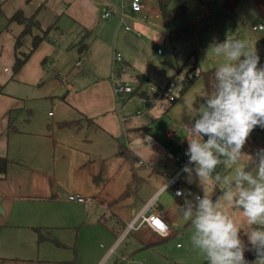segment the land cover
<instances>
[{
    "label": "crops",
    "instance_id": "1",
    "mask_svg": "<svg viewBox=\"0 0 264 264\" xmlns=\"http://www.w3.org/2000/svg\"><path fill=\"white\" fill-rule=\"evenodd\" d=\"M156 1L157 11L152 12L162 17ZM142 2L144 7L137 12L129 4L130 12L147 11L152 0ZM124 3L125 0H0V157L7 159L3 171L0 170V236L7 250L16 242L38 243L37 256L24 258L20 264H27L26 260L36 264L75 262L80 238H84L85 246L83 250L78 248L76 264H106L113 255L115 264H128L123 262L127 255L116 250L132 230L140 229L142 234L136 236L139 246L132 245L135 263L142 262L139 256L150 259L149 248L157 257L162 256L160 250L174 252L180 248L172 230L175 220L169 214L168 200L171 203L172 200L165 199V207L158 197L164 191L181 197L164 188L167 175L176 174L182 191L192 188L193 183L181 180L184 167L167 159L161 148L173 146L172 151L188 148V140L176 139L174 133L170 139L164 136L161 142L149 132L154 121L152 115L141 118H137L138 113L124 115L122 107L126 102L121 106L116 102L111 72L113 65L118 64L112 57L118 51L117 30L124 21L125 14L121 13ZM218 3L222 13L229 17L230 26L239 34L242 31L240 37L251 42V49L260 57L258 67L264 66V28L252 27L257 23L264 25V0H218ZM170 4L171 0L168 8ZM99 8L101 13L110 11L103 24L95 18ZM17 9L26 17L34 13L39 23L32 26L31 33L42 35V39L31 52V33L17 48L14 46L23 25L8 18ZM125 25L124 30L133 31ZM254 31L262 37L251 38ZM133 32L140 35L139 31ZM16 51L29 54L13 73ZM122 60L129 70L130 61L125 57ZM129 73L127 77L132 82ZM139 74L134 75L135 81L139 82ZM52 101L57 111H47ZM83 122L87 129L92 126L94 131L105 134L99 141L109 148V154L103 152V147L92 151L91 140L84 133L78 136ZM257 127L251 133L256 135L259 129L264 135V128ZM122 136L126 141L119 139ZM151 138L156 140L154 144H149ZM249 139L245 146L252 152L264 145V137L260 140L257 137V141ZM145 146L152 150L143 151ZM113 157L118 164L115 170ZM146 159L149 161L146 168L157 171L159 179L145 174ZM140 186L144 198L137 199L133 194ZM69 194H78L83 200L70 199ZM143 211L160 213L169 224V235H158L145 223L125 233L128 221ZM107 212L112 213L110 224ZM99 238L108 241L106 249L95 250L91 246ZM1 253L3 250L0 264L3 258L11 256L9 251L8 256Z\"/></svg>",
    "mask_w": 264,
    "mask_h": 264
},
{
    "label": "rangeland",
    "instance_id": "2",
    "mask_svg": "<svg viewBox=\"0 0 264 264\" xmlns=\"http://www.w3.org/2000/svg\"><path fill=\"white\" fill-rule=\"evenodd\" d=\"M170 5L171 8L178 7L179 5L185 6V11L183 15L166 22L161 16L153 14L157 11L156 0H152L147 11H139L136 14L130 12L129 0H125L124 7L121 11V13L125 14L123 24H127L133 31H139L140 35L136 36L133 31L124 30L123 24L117 30L119 34L117 49L118 51L121 50L123 54L122 58L125 57L131 63L130 69L127 71L130 72L129 74L132 77L130 84L134 89L131 100L126 102L122 107V114H137L139 112L140 114L137 118L152 115L154 121L152 123V129L149 132L161 142L165 140L164 131L168 129L173 130L176 139L186 138L185 140H188V137L190 139L194 138L186 133L187 127L192 126L195 119L198 118L193 114L192 109L203 107L206 98L213 92L212 85L215 69L218 65L225 62V54L217 55L214 50V45L224 42L226 39L240 40L251 49V42L247 41V38L242 39L240 37L241 29L239 34L235 27L230 26L229 17L220 10L218 0H171ZM152 10L155 11L152 12ZM0 15H2L1 12ZM95 16V18L100 19V24L106 22L100 8L96 11ZM139 23H141V26H139ZM240 28L245 30L242 26ZM183 29H185V33L180 35L174 34V32ZM254 32L251 33L252 36L249 33L251 38L258 39L262 37L259 32ZM128 36H130L129 39L127 38ZM186 58H189V61H186ZM139 73L146 76L147 80L142 82L135 81L134 75ZM192 77H195V79L182 92L181 90L186 80ZM168 95H174L175 99L169 101ZM147 101H151L153 104L148 105ZM48 110L51 112L57 111L54 106V101H52V104H48ZM83 124L84 128L79 131L78 136L84 133V137L91 140V146L94 148L92 151L103 147V152L109 154V148L105 147L104 143L99 141L105 134L101 130V133L94 131L92 126L90 129H87L86 122H83ZM72 128L75 129L76 127L74 126ZM128 131L130 130L128 129ZM249 135L250 137L248 138H250V141L253 139L257 141V137L259 140L264 137L259 129L256 135L253 133ZM119 139L126 141L125 136ZM168 147L170 149L173 146ZM246 147L245 145L243 146L244 149ZM260 149H264L263 144ZM147 150L152 149L145 146L143 151ZM257 151V148L254 151L255 153L252 150H244L236 163H232L227 157H221L223 162L216 167L210 178L201 179L193 174L191 178V183H193L192 188H183L184 195L181 197L173 196L169 191H164L159 195V202H162L165 207V199L172 200V203L168 200V203L170 202L169 214L175 220L172 230L175 231V241L178 242L180 248H175L174 252L168 249L158 251L159 256L160 253L162 254L160 256L161 258L152 252V248H149L148 251L150 253L148 254V258L150 259H144L143 256H139V260L142 262L135 263L131 256L132 245L139 246L136 236L138 237L140 232L142 234V231L141 229L138 231L132 230L119 243L116 250L117 252L122 250L127 255V258L125 257L126 260L123 262H128V264H208L206 255L195 247L192 242V235L195 232L194 224L191 221H185L178 212V207L182 206L186 200L193 201L195 194L201 197L207 195L214 203H218L221 206L220 210L230 215L234 222L244 229L240 230V237L245 245L250 247L248 245L247 235L244 232L247 231V219L244 216L243 209L231 206L225 199V193L229 190L233 192L237 191L234 181L239 170L242 169L249 172L253 177L256 176L258 171V160L255 159ZM249 154L251 155L250 157H248ZM245 157L247 158L246 162H243ZM144 161L145 166L143 168L146 171L145 174L151 173L152 178L159 179L161 176L157 171L146 168L149 167L148 159ZM112 164L113 170H115L118 167L115 157H113ZM189 167L194 168L195 165L192 164ZM216 173H219L222 177V181L219 184L214 183L213 180ZM224 177H227L228 184L223 183ZM181 180L188 182L187 173L184 171L182 172ZM243 183L245 187H248L247 182ZM229 185H231L230 189ZM142 189L143 187L138 188L133 194L137 199L144 198V190L142 191ZM82 194L89 196L87 192H82ZM110 214L112 213L107 212L105 214L108 224L113 222ZM165 222L169 225L166 220ZM253 227L264 228L261 225H254ZM107 243L108 241L99 238L91 246L95 250H104L107 248ZM37 245L38 243L29 244L21 241L9 245V249L7 250V246L3 244V236H0V250H3L1 254L8 256V251L11 253V256L2 259L1 264H20L22 260H25L24 258L36 257L38 254L36 249ZM84 246V238H80L77 247L79 250H83ZM78 248H76V255H74L75 262L77 261ZM66 255L68 256V252ZM244 256L247 264H260L257 260V254L254 251L246 250ZM59 257H55V259L57 260ZM114 258L115 255L106 264H115L113 262ZM26 262L27 264H36V262L31 260H26ZM40 264L59 263L52 261Z\"/></svg>",
    "mask_w": 264,
    "mask_h": 264
},
{
    "label": "clouds",
    "instance_id": "3",
    "mask_svg": "<svg viewBox=\"0 0 264 264\" xmlns=\"http://www.w3.org/2000/svg\"><path fill=\"white\" fill-rule=\"evenodd\" d=\"M214 50L217 55L225 54V62L215 69L213 92L203 107L192 109L198 118L188 131L200 139L187 136L188 164L183 171L189 183L193 174L201 179L210 178L223 162L221 157L236 163L251 131L257 126L264 128V66L258 67L260 57L256 50L249 49L243 41L229 39L215 44ZM205 136L207 140L203 139ZM255 159L256 176L239 170L234 181L237 191L225 193L231 206L243 209L247 219L244 232L250 247L241 240L243 228L207 195L186 200L178 207L185 221L194 224L192 242L206 255L208 264H247L246 250L254 251L260 264H264V228L253 227L258 223L264 225V149L257 151ZM192 164L194 168L189 167ZM213 180L219 184L222 177L216 173ZM223 183L228 184L227 177ZM176 195L184 193L178 190Z\"/></svg>",
    "mask_w": 264,
    "mask_h": 264
},
{
    "label": "built area",
    "instance_id": "4",
    "mask_svg": "<svg viewBox=\"0 0 264 264\" xmlns=\"http://www.w3.org/2000/svg\"><path fill=\"white\" fill-rule=\"evenodd\" d=\"M130 7L132 11L137 12L138 10H141L143 6L142 0H131L130 1ZM110 11L107 9L103 12V16L105 18L109 17ZM263 23H257L253 24L252 27L254 30H262ZM125 28H129L128 25H125ZM113 62L118 64L117 66L113 65L112 67V72H111V77L113 80V93L116 98V102L118 105H122L125 102H128L131 100L132 97V91L133 88L130 84L129 77H127V64L122 60V55L120 52L117 50L114 51L113 53ZM174 95H168V99L171 101L174 99ZM138 114H140L138 112ZM192 126H188L186 133L189 134L190 136L191 133L188 131ZM174 132L173 131H165L164 136L167 138H172ZM204 140H207V137H203ZM156 140L154 138H151L149 140V144H154ZM187 148L182 147L178 149H174L173 151L166 148L162 147L161 151L164 154V156L171 160L179 163L181 166H185L188 164V156L185 154ZM163 174H167L166 172H163ZM182 183L178 181V177L176 174L167 175L166 180L164 183V188L171 189L173 193H177L178 190H182ZM197 196V195H196ZM68 197L70 199H74L76 201H82L83 197L79 196L78 194H69ZM152 205V202L150 203V206ZM146 224L148 227L155 231L158 235L161 236H167L170 233L169 226L165 222L163 216L160 213H145L143 212H138L136 216H134L128 223L126 224V227L124 229L125 233H128L130 229L132 228H137L141 224Z\"/></svg>",
    "mask_w": 264,
    "mask_h": 264
},
{
    "label": "trees",
    "instance_id": "5",
    "mask_svg": "<svg viewBox=\"0 0 264 264\" xmlns=\"http://www.w3.org/2000/svg\"><path fill=\"white\" fill-rule=\"evenodd\" d=\"M169 2H170V0H158L159 12H160V14H162V17L166 22L169 20H172L178 16L183 15L184 11H185V6H182V5H179L178 7H175V8H168ZM8 19H9V21H17L18 23L23 25L21 31L15 37V43H14L15 48H17L18 45L23 42V39L27 34L31 33V28L33 25H36V26L39 25L36 18H34V13H32L30 16L26 17L23 14L21 9H17L16 11H14V13ZM183 33H185V29L174 32V34H176V35H180ZM41 39H42V35L40 36L37 34H32L30 52L38 45V43L40 42ZM28 54H29V52L26 54V53H23L20 51H16L14 61L12 63L13 73H16V71H18L21 68V66L23 65V62L26 60ZM185 60L189 61V58H186ZM192 66H194V65H192ZM193 79H195V77H192V78H189L186 80L184 87L181 90L182 92L184 89H186V87L190 84V82H192ZM138 80H139V82H142L144 80H147V77L142 75V74H139ZM11 120L12 119L10 118L9 122ZM5 159L6 158H4V157L3 158L0 157V170L1 171H3V169L5 167V162L7 160V159L6 160ZM63 264H76V263L74 262V260H68L67 262H63Z\"/></svg>",
    "mask_w": 264,
    "mask_h": 264
},
{
    "label": "water",
    "instance_id": "6",
    "mask_svg": "<svg viewBox=\"0 0 264 264\" xmlns=\"http://www.w3.org/2000/svg\"><path fill=\"white\" fill-rule=\"evenodd\" d=\"M0 210H1V207H0Z\"/></svg>",
    "mask_w": 264,
    "mask_h": 264
}]
</instances>
